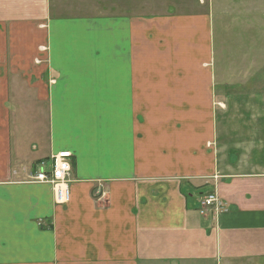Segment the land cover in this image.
<instances>
[{
  "label": "crops",
  "instance_id": "0c3cea01",
  "mask_svg": "<svg viewBox=\"0 0 264 264\" xmlns=\"http://www.w3.org/2000/svg\"><path fill=\"white\" fill-rule=\"evenodd\" d=\"M52 1L0 0V264H264V160L219 138L209 16ZM63 150L66 205L33 180Z\"/></svg>",
  "mask_w": 264,
  "mask_h": 264
},
{
  "label": "rangeland",
  "instance_id": "374dc122",
  "mask_svg": "<svg viewBox=\"0 0 264 264\" xmlns=\"http://www.w3.org/2000/svg\"><path fill=\"white\" fill-rule=\"evenodd\" d=\"M52 2L55 7L61 3L66 16H104L106 12H112L140 13L151 17L162 11L181 16L208 15L212 31L213 69L218 89H223L222 102L227 106L220 104L223 113L219 117V138L233 146L231 148L240 141H254L255 144L248 147V150H254L253 160H264V0Z\"/></svg>",
  "mask_w": 264,
  "mask_h": 264
},
{
  "label": "built area",
  "instance_id": "2783aa9c",
  "mask_svg": "<svg viewBox=\"0 0 264 264\" xmlns=\"http://www.w3.org/2000/svg\"><path fill=\"white\" fill-rule=\"evenodd\" d=\"M73 154L69 150H63L53 155L51 167L44 168L41 164L33 176L36 182H46L52 185L55 192V199L57 204L66 205L70 201L71 193V176H72V162ZM202 208L214 210H221V196L217 191L208 193L201 202Z\"/></svg>",
  "mask_w": 264,
  "mask_h": 264
},
{
  "label": "trees",
  "instance_id": "16d2710c",
  "mask_svg": "<svg viewBox=\"0 0 264 264\" xmlns=\"http://www.w3.org/2000/svg\"><path fill=\"white\" fill-rule=\"evenodd\" d=\"M203 198H204V197H203ZM203 198H202V199H203ZM201 202H202V200H201ZM200 210H202V205H201V209H200Z\"/></svg>",
  "mask_w": 264,
  "mask_h": 264
},
{
  "label": "flooded vegetation",
  "instance_id": "af4514ba",
  "mask_svg": "<svg viewBox=\"0 0 264 264\" xmlns=\"http://www.w3.org/2000/svg\"><path fill=\"white\" fill-rule=\"evenodd\" d=\"M215 177V176H214ZM216 177H217V175H216Z\"/></svg>",
  "mask_w": 264,
  "mask_h": 264
}]
</instances>
